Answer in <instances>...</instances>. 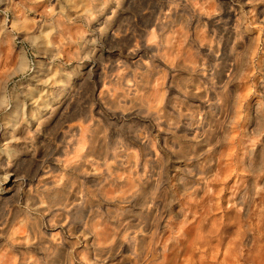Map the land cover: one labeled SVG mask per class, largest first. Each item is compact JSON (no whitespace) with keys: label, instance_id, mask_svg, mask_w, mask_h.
<instances>
[{"label":"clouds","instance_id":"obj_1","mask_svg":"<svg viewBox=\"0 0 264 264\" xmlns=\"http://www.w3.org/2000/svg\"><path fill=\"white\" fill-rule=\"evenodd\" d=\"M0 264H264V0H0Z\"/></svg>","mask_w":264,"mask_h":264},{"label":"rangeland","instance_id":"obj_2","mask_svg":"<svg viewBox=\"0 0 264 264\" xmlns=\"http://www.w3.org/2000/svg\"><path fill=\"white\" fill-rule=\"evenodd\" d=\"M244 95V93H242V96Z\"/></svg>","mask_w":264,"mask_h":264}]
</instances>
